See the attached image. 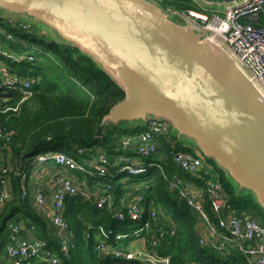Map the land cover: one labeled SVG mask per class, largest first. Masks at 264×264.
I'll return each instance as SVG.
<instances>
[{"label":"trees","instance_id":"16d2710c","mask_svg":"<svg viewBox=\"0 0 264 264\" xmlns=\"http://www.w3.org/2000/svg\"><path fill=\"white\" fill-rule=\"evenodd\" d=\"M158 2L163 8L203 10L194 0ZM251 23L264 27V14ZM31 24L30 33L16 29L15 40L11 42L0 33V43L16 51L25 47L23 41L28 42L34 59L20 64L18 71L28 72L35 78L32 95L19 105L18 110L0 114L1 126L14 130L11 141L0 147V176L5 177L10 193V198L0 210V264H5L6 259L9 261L6 243L7 222L11 219L24 229L29 230L33 226L34 236L46 240L47 247L59 258V264H120L125 260L114 258L112 253L100 254L95 250L96 243L102 238L100 229L112 231L113 234L132 231L143 224L152 209L160 217L159 223L167 229L155 248L162 254L170 255L172 264H248L237 248L228 246V251L221 253L213 246L201 245L198 242L202 221L199 212L168 186L173 173H180L200 184V178H191L190 174L175 165L170 153L176 150L193 151L194 142L190 138L177 137L169 124L156 138L157 151L139 159L146 166L143 173L130 175L119 171V155H128L126 152L134 148L124 146L121 140L135 136L144 129L141 122L120 124L104 121L111 107L124 99L122 85L88 53L71 43L58 42L51 37L50 40L43 38L49 35L43 36L45 33L39 26L32 21ZM37 35H40L39 41ZM10 96L8 103L14 105L19 93L10 92ZM79 148L83 149V153H78ZM47 151H63L77 161H82L84 157L92 158L101 152L109 160L105 175L74 170L85 180L77 185L109 184L112 207H98L95 198L86 199L80 194L68 196L63 216L68 222L73 246L67 252L61 249L50 217L33 205L34 189L42 184L40 178H33L38 164L35 156ZM135 154L138 155L136 151ZM205 162L211 167V174L205 175L206 167L201 172L207 178H218L222 196H229L230 203L240 215H249L264 225V208L255 194L250 190H239L235 181L214 159L205 157ZM43 165L55 166L51 162L39 164ZM3 168L7 172L3 173ZM38 170H42L40 176L43 179L45 169L39 167ZM19 172H25L26 177L22 179ZM2 185L0 182V191ZM22 186L26 187L24 196ZM128 191L132 197L126 195ZM136 195L142 196L141 218L134 220L127 215L119 219L114 215L117 209L125 212V201ZM202 203L207 215L215 221L216 214L206 194L202 197ZM128 241V238L115 240L111 237L108 243L117 247L126 245Z\"/></svg>","mask_w":264,"mask_h":264},{"label":"water","instance_id":"95a60500","mask_svg":"<svg viewBox=\"0 0 264 264\" xmlns=\"http://www.w3.org/2000/svg\"><path fill=\"white\" fill-rule=\"evenodd\" d=\"M0 16L44 23L122 85L104 121L165 120L264 208V91L219 40L156 0H0Z\"/></svg>","mask_w":264,"mask_h":264},{"label":"built area","instance_id":"2783aa9c","mask_svg":"<svg viewBox=\"0 0 264 264\" xmlns=\"http://www.w3.org/2000/svg\"><path fill=\"white\" fill-rule=\"evenodd\" d=\"M194 1L203 10L180 11L171 8H165V10L170 14H181L224 44L264 91V27L251 23L262 13L264 14V0H240L225 8L214 9H207L197 0ZM31 26V22L24 18L0 16V33L10 42L15 40L16 29L30 33ZM22 43L25 47H22L20 51L0 43V114L18 110L19 105L32 95V84L35 78L28 72H19L18 66L33 60L34 53L28 48V42ZM10 92L19 93V99L14 105L8 103L11 99ZM142 124L144 129L141 132L121 140L124 146H134L139 159L157 151L156 138L169 125L165 120L155 117H148ZM13 134V129L1 126L0 122V147L10 142ZM78 153H83V149L79 148ZM170 153L173 162L180 170L190 174L191 178L201 180L200 184H196L194 180L187 179L180 173H173L168 180V186L198 211L202 218L198 242L201 245L213 246L221 253L227 252L228 246H232L243 254L248 264H264V225L249 215H240L230 203L229 196L223 197L220 193L221 184L218 178H207L202 174L201 170L204 167L207 168L204 170L205 175L211 174V167L207 165L205 156L199 149L176 150ZM136 158L128 155L119 156V171L130 175L143 173L146 166ZM35 160L38 164L51 162L60 168L100 175L107 173L109 164L108 158L101 152L93 158H84V160L82 158V161H77L63 151H47L37 154ZM2 172H7V169L3 168ZM18 174L22 179L26 177L25 172ZM40 175L42 170L36 168L33 172L34 180L41 179ZM0 178L3 184L0 191L1 210L10 198V193L5 177L0 176ZM52 183L55 186L58 185L59 189L53 190L50 194L46 193L42 184L36 186L33 192V205L50 217L61 249L67 252L73 243L70 239L68 222L63 216L65 199L68 196L80 194L86 199L95 198L98 207L110 208L112 207L110 185L107 183L95 186L77 185L73 177L59 173L52 177ZM204 194L209 198L215 211V221L210 219L204 209L202 203ZM24 195H26V187L22 186V196ZM141 201L142 196L136 195L134 199L125 201V212L117 209L114 215L119 219H124L127 215L134 220L141 218ZM159 219L157 212L152 209L143 224L132 231L113 234L112 231L100 229L102 238L96 243L95 250L100 254L112 253L114 258L125 260L120 264H172L170 255L162 254L155 248L162 236L167 233V229L163 228ZM26 230L28 229H24L15 220L11 219L7 222L6 253L10 264H32L33 260H38L41 264H59V258L47 247L46 240L28 236L29 233ZM29 230L33 231L34 227L30 226ZM143 230H146L145 233ZM111 237L115 240L128 238L129 243L113 247L108 243ZM137 238L142 239L146 247H134L132 241Z\"/></svg>","mask_w":264,"mask_h":264},{"label":"crops","instance_id":"0c3cea01","mask_svg":"<svg viewBox=\"0 0 264 264\" xmlns=\"http://www.w3.org/2000/svg\"><path fill=\"white\" fill-rule=\"evenodd\" d=\"M132 152H134V148H132L131 150H129V152H126V153H128V155H130V156H133L132 155L133 154ZM121 155H126V154H121ZM121 155H119V156H121ZM134 157L136 158L137 156L134 155ZM138 160H139V158H138ZM39 167H43V166H39V164H37V168H39ZM44 167L45 168H43V169H45L44 170L45 174L43 176V179H40V182L42 183L43 188L45 189V191H46L47 194H50L55 189H59V186L58 185L55 186L52 183V177H53V175L56 174V172H63V174H65V175H67L69 177H73V179L76 181V183H81L80 182L81 180H83L82 182H85V180L80 177V174L78 172L74 171V170L62 169V168H60L58 166H48V165H45ZM126 195H130L132 197L130 191H128L126 193ZM132 199H134V198H132ZM132 199H129V200H132ZM49 225H50L51 228H53V226L51 225V223H49ZM27 233H29V235ZM27 233L26 234L28 236L35 237L34 236V230L33 231L28 230ZM132 245L134 247H136V246L137 247H141V246L142 247H146V245L143 244V240L140 239V238L139 239L137 238L136 240L132 241ZM8 262L9 261H7V259H6L5 264H9L10 263V262L9 263ZM32 264H39V261L38 260H33Z\"/></svg>","mask_w":264,"mask_h":264},{"label":"rangeland","instance_id":"374dc122","mask_svg":"<svg viewBox=\"0 0 264 264\" xmlns=\"http://www.w3.org/2000/svg\"><path fill=\"white\" fill-rule=\"evenodd\" d=\"M200 4H202L205 8H207V9H214V8H220V6H217V5H211V4H207V3H204L203 1H201V0H197ZM171 18H173V19H175V20H177V21H179L180 19L179 18H177V16H173V15H171L170 16ZM38 24V26H39V28H40V30H42L43 31V33H45L43 36H45V35H49V36H45V37H43V38H46V39H48V40H50L49 39V37H51L53 40H56V41H58V42H62L61 41V39L49 28V27H47L44 23H42V22H37ZM38 36V40L37 41H39V36L40 35H37ZM51 39V40H52ZM128 121H124V122H120V124H124V123H127ZM190 141H192V139H189ZM196 147V146H195ZM133 154V156L134 155H136L135 154V150H134V152H132ZM93 156V155H92ZM85 158V157H84ZM84 158H83V160H84ZM93 158V157H92Z\"/></svg>","mask_w":264,"mask_h":264}]
</instances>
